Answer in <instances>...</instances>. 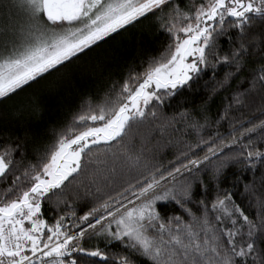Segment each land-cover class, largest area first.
Masks as SVG:
<instances>
[{"label": "snow or ice", "instance_id": "snow-or-ice-1", "mask_svg": "<svg viewBox=\"0 0 264 264\" xmlns=\"http://www.w3.org/2000/svg\"><path fill=\"white\" fill-rule=\"evenodd\" d=\"M146 20L166 44L119 80L85 60ZM73 70L102 95L46 141L0 128V264H264V0H0V103Z\"/></svg>", "mask_w": 264, "mask_h": 264}, {"label": "trees", "instance_id": "trees-1", "mask_svg": "<svg viewBox=\"0 0 264 264\" xmlns=\"http://www.w3.org/2000/svg\"><path fill=\"white\" fill-rule=\"evenodd\" d=\"M165 44V38L159 35L153 21L146 20L135 28H130L127 32L109 40L101 48L90 53L85 60L89 64L98 59L104 60L112 73L111 78L119 80L120 74H122L127 64L133 61L138 62L149 55H157V50L162 49ZM78 63L83 64V61ZM52 79L49 78V80ZM48 83L49 81H43L19 96L0 103V111H6L8 115V123L5 124L0 121V128L6 126L10 131L23 134L24 129L30 126L33 131L37 132L46 141L48 130L63 121L68 113L80 102L81 97L86 94L102 95L106 81L99 75L73 70L70 79L62 83L56 90H49L47 87ZM205 94L206 92L202 89L192 93L185 92L184 96L179 98V103L187 100L189 107H192L193 104L198 105ZM32 96L39 98L41 111L36 115H29L25 112L23 117L16 116V111L26 105ZM220 99V97L216 98V102L212 105L213 111L219 106ZM179 103L177 100L166 101L163 110L171 114L177 110ZM224 130L222 129V131ZM80 214L78 211L77 215ZM52 215L54 214L46 211L44 218L50 219Z\"/></svg>", "mask_w": 264, "mask_h": 264}]
</instances>
